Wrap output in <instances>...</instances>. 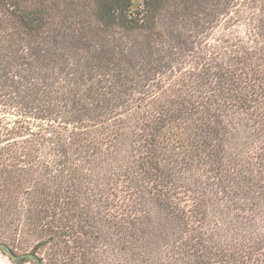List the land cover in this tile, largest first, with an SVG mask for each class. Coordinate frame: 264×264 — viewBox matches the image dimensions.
<instances>
[{"label": "trees", "instance_id": "trees-1", "mask_svg": "<svg viewBox=\"0 0 264 264\" xmlns=\"http://www.w3.org/2000/svg\"><path fill=\"white\" fill-rule=\"evenodd\" d=\"M0 108L13 253L264 264V0H0Z\"/></svg>", "mask_w": 264, "mask_h": 264}, {"label": "water", "instance_id": "water-1", "mask_svg": "<svg viewBox=\"0 0 264 264\" xmlns=\"http://www.w3.org/2000/svg\"><path fill=\"white\" fill-rule=\"evenodd\" d=\"M0 248L4 250L5 253H7L9 255V257L12 259V260H17L21 257H34L36 259V264H40V260L37 256H34L32 254H28V253H25V254H15L13 253L10 248L8 247V245H6L5 243L3 242H0Z\"/></svg>", "mask_w": 264, "mask_h": 264}, {"label": "crops", "instance_id": "crops-1", "mask_svg": "<svg viewBox=\"0 0 264 264\" xmlns=\"http://www.w3.org/2000/svg\"><path fill=\"white\" fill-rule=\"evenodd\" d=\"M0 264H16L12 262L7 256L0 252Z\"/></svg>", "mask_w": 264, "mask_h": 264}, {"label": "rangeland", "instance_id": "rangeland-1", "mask_svg": "<svg viewBox=\"0 0 264 264\" xmlns=\"http://www.w3.org/2000/svg\"><path fill=\"white\" fill-rule=\"evenodd\" d=\"M3 112H4V110L3 111H0V118L3 119V120L4 119L6 120V118H7L8 115L6 113H3ZM24 264H32V263L31 262H26Z\"/></svg>", "mask_w": 264, "mask_h": 264}]
</instances>
